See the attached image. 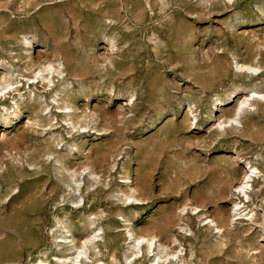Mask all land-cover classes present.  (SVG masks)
<instances>
[{
  "label": "rangeland",
  "instance_id": "rangeland-1",
  "mask_svg": "<svg viewBox=\"0 0 264 264\" xmlns=\"http://www.w3.org/2000/svg\"><path fill=\"white\" fill-rule=\"evenodd\" d=\"M0 264H264V0H0Z\"/></svg>",
  "mask_w": 264,
  "mask_h": 264
},
{
  "label": "bare ground",
  "instance_id": "bare-ground-1",
  "mask_svg": "<svg viewBox=\"0 0 264 264\" xmlns=\"http://www.w3.org/2000/svg\"><path fill=\"white\" fill-rule=\"evenodd\" d=\"M246 178L243 180V182L241 183V186L238 187V191H243L246 188V185L248 184V180L249 178H251V175H246Z\"/></svg>",
  "mask_w": 264,
  "mask_h": 264
}]
</instances>
